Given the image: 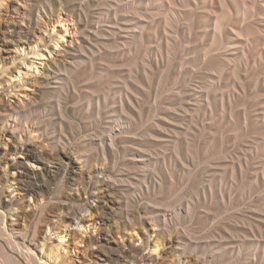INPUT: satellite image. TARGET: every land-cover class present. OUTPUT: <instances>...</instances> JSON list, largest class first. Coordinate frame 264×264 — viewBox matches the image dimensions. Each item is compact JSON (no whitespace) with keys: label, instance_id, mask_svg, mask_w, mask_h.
Masks as SVG:
<instances>
[{"label":"rangeland","instance_id":"1","mask_svg":"<svg viewBox=\"0 0 264 264\" xmlns=\"http://www.w3.org/2000/svg\"><path fill=\"white\" fill-rule=\"evenodd\" d=\"M0 213L41 263L264 264V0H0Z\"/></svg>","mask_w":264,"mask_h":264},{"label":"bare ground","instance_id":"2","mask_svg":"<svg viewBox=\"0 0 264 264\" xmlns=\"http://www.w3.org/2000/svg\"><path fill=\"white\" fill-rule=\"evenodd\" d=\"M39 40H40L39 38L35 39L34 42H36L37 44ZM22 65H24V63L16 64L14 66V71L19 70V68ZM82 211H87L86 207L85 210L83 209ZM77 218L79 219V217L74 218V222L78 221ZM69 224L70 223H68V225ZM1 236L3 238H1ZM157 246L158 244L157 242H155L154 247L156 248ZM0 253H1L0 255L2 256V259H0V264H49V263H41L39 261L40 258L37 257V255L30 249L28 245H26L24 242L23 244L20 245V243L17 242L9 234V232H7V230L4 227V215L2 213H0Z\"/></svg>","mask_w":264,"mask_h":264}]
</instances>
